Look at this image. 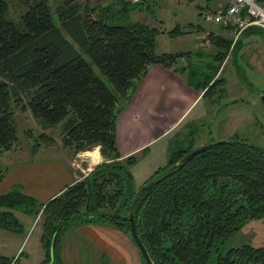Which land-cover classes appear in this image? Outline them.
Masks as SVG:
<instances>
[{
	"label": "trees",
	"instance_id": "1",
	"mask_svg": "<svg viewBox=\"0 0 264 264\" xmlns=\"http://www.w3.org/2000/svg\"><path fill=\"white\" fill-rule=\"evenodd\" d=\"M118 1L120 5L97 7L81 6L76 0L59 4V23L71 42L53 22L48 0H0V155L18 140L13 115L18 107L48 125L62 121L61 141L74 154L99 145L103 156L45 203L19 188L0 193V229L22 231L17 210L40 213L44 257L39 264H57L62 262L61 235L70 224H107L131 238L132 210L137 235L153 264H208L212 257L213 264H264V245L221 249L248 219L264 216V146L233 133L178 164L195 143L193 129L176 133L168 139L172 140L165 164L135 189L137 156L123 157L115 138L117 114L150 65L160 64L183 76L202 100L218 92L212 100L220 101L224 79L218 73L231 40L207 32L209 44L217 49L213 52L158 53L156 36L164 29L132 20L129 13L136 5ZM256 1L264 6V0ZM191 31L175 26L167 34ZM243 33L264 37L257 26ZM31 138L36 141L32 152L41 140L52 141L44 132ZM164 173L168 174L154 181ZM17 259L0 254V264H15Z\"/></svg>",
	"mask_w": 264,
	"mask_h": 264
},
{
	"label": "rangeland",
	"instance_id": "2",
	"mask_svg": "<svg viewBox=\"0 0 264 264\" xmlns=\"http://www.w3.org/2000/svg\"><path fill=\"white\" fill-rule=\"evenodd\" d=\"M64 0H48L50 15L53 22L60 27L65 37L72 42L71 37L66 33L59 23L56 7L62 4ZM81 6H99L109 3L120 5L118 0H76ZM118 1V2H117ZM134 5L129 13L130 18L134 21L147 24L157 29H172L179 26L184 30H192L189 33L175 35L174 37L164 35L156 37L158 49L167 47V45H180L184 50L200 51L206 48V52H213L216 47L209 44L206 32H215L231 40L228 55H226L223 66L218 73L219 77L224 79L222 89L223 96L220 101L213 102L212 98L218 92L212 93L211 101L202 100L196 112V116H189L183 119L179 125L171 131L170 137L177 134H185L189 129L194 130V146L211 142L213 140H224L233 133L245 139L249 143L264 146V37L262 35L245 34L243 31L235 37L225 26L221 24H212L206 22L204 14L207 11L213 12L225 6L228 0H129ZM139 2H141L139 4ZM209 7V9H207ZM192 23L193 25H189ZM200 25L199 29H196ZM240 42V48H233ZM198 44H200L198 46ZM75 48L82 56L89 61V58L75 45ZM205 61V57L202 58ZM90 62V61H89ZM183 62V58H180ZM184 63V62H183ZM94 71L100 78L109 85L107 77L100 73L95 65L91 63ZM217 90V89H216ZM221 102H224L221 104ZM220 104V105H219ZM13 115L16 125L17 142L12 147L0 155V170L3 172L2 184L7 185L5 191L13 188H25L22 181L23 173L29 172L32 164L38 167L49 166L51 161L65 160L76 166L78 171L84 172L87 165L84 164L85 151L95 152L96 145L87 150L74 154L73 150L63 145L61 141L62 121L54 125H48L42 119L34 118L28 110L14 107ZM46 133L52 141H40L36 145L35 151L32 152L33 145L36 143L31 135ZM172 140V139H171ZM168 141V144L171 143ZM153 149L147 151L140 157L136 169L134 170L133 188H139L152 173L149 172V165L145 164V159L153 152ZM100 152V148H99ZM135 154V153H133ZM101 155V152H100ZM102 159L103 156L101 155ZM66 162V163H67ZM73 163L75 165H73ZM148 173V174H147ZM13 174L17 175V181H10ZM20 178H19V177ZM81 178V177H80ZM79 179V178H78ZM0 180V181H1ZM29 187H42L41 183L37 184L36 179H26ZM53 185V183H52ZM51 191L52 188L45 187L43 192ZM23 191V189H22ZM48 191V192H49ZM24 192V191H23ZM25 193V192H24ZM38 201H42L37 198ZM42 203V202H41ZM20 217L18 221L22 224V231L15 233L20 237L21 234H27L26 239H21L22 247L17 255L15 264H39L43 259L42 246L39 236L42 228L40 213L38 214L40 222L36 221L30 228L31 216L21 211H16ZM16 216V215H15ZM77 220V219H75ZM72 222V221H71ZM79 226L80 224L77 223ZM76 225L70 226L61 235V257L62 262L57 264H115L108 260L105 251L98 246H86L87 243L77 234ZM40 227V229H39ZM114 227V226H112ZM30 228V230H28ZM115 228V227H114ZM9 236L4 235L3 238ZM12 240L10 243H14ZM131 243V242H130ZM129 241L128 253L131 264L137 260L136 247ZM243 244L253 246L264 245V216L248 219L238 230L231 236L227 237L221 244V249L226 251L232 247H239ZM6 247L2 246L1 251ZM44 252V250H43ZM140 256V253H139ZM10 257V256H9ZM15 259V258H14ZM141 263L142 259L140 258ZM138 261V260H137ZM208 264H213V257Z\"/></svg>",
	"mask_w": 264,
	"mask_h": 264
},
{
	"label": "crops",
	"instance_id": "3",
	"mask_svg": "<svg viewBox=\"0 0 264 264\" xmlns=\"http://www.w3.org/2000/svg\"><path fill=\"white\" fill-rule=\"evenodd\" d=\"M131 4L133 5V3ZM167 31L168 29L165 28L156 37L171 36L167 34ZM157 46L156 42V51L158 53L185 51L181 49L180 45H167V47L159 49ZM204 50H206L205 47L201 51ZM200 96L201 93L188 85L183 76L160 64L150 65L147 73L139 81L129 101L117 114L115 120V138L119 153L123 157L133 153L137 156V162L133 167V177L140 157L151 149H153V152L145 159V164L150 166L149 172L153 173L158 167L165 164L169 134L183 119L199 114V110L198 112L196 111L201 102ZM85 153L83 158L85 162L83 163L87 166L83 168L84 172L78 171L76 167L69 163V160L68 162L66 160L64 162L51 161V164L46 167H38L34 166V164L32 166L31 164L29 172L22 175V181L25 184V188H22L23 191L36 199L42 200L38 201L37 199L38 202L45 203L48 199L58 194L66 185L86 175L96 164L103 160L98 147H96L95 152L92 151L89 154V151H85ZM10 177V181L19 182L16 174ZM29 178L36 179L37 184L41 183L42 187H29V185H36L33 183L28 184L26 179ZM20 182L17 184H20ZM2 183L1 180L0 193L6 192L5 188L7 185ZM47 186L52 188V190H48L49 192L45 193L42 190ZM14 213L19 219L17 212L15 211ZM35 221L36 225L37 222H40L38 215L31 216L30 228ZM39 226L41 227L40 224ZM77 227V234L87 243L86 246L94 245L100 247L105 251L108 260L113 261L115 264H131L127 242L129 241L131 245L136 246L124 232L107 224H81ZM15 233L17 232L0 229V254L16 258L15 255L18 254L22 247L21 239L25 240L27 234H21L18 238ZM7 234L9 236L3 238ZM12 240H15L14 243H10ZM2 246L6 247L5 251H1ZM135 249L138 260H135V264H142L137 247ZM42 254H44L43 249Z\"/></svg>",
	"mask_w": 264,
	"mask_h": 264
},
{
	"label": "built area",
	"instance_id": "4",
	"mask_svg": "<svg viewBox=\"0 0 264 264\" xmlns=\"http://www.w3.org/2000/svg\"><path fill=\"white\" fill-rule=\"evenodd\" d=\"M204 19L206 22L225 26L237 37L250 26L264 30V6L256 0H228L222 8L207 11Z\"/></svg>",
	"mask_w": 264,
	"mask_h": 264
},
{
	"label": "water",
	"instance_id": "5",
	"mask_svg": "<svg viewBox=\"0 0 264 264\" xmlns=\"http://www.w3.org/2000/svg\"><path fill=\"white\" fill-rule=\"evenodd\" d=\"M223 141H224L223 139L222 140H213L211 142H208V143H205V144H202L200 146L195 147L194 149H192L191 151L186 153L182 158H180V160L178 161V164L185 162L186 160H188L189 158H191L192 156H194L195 154H197L199 152H202V151L209 149L213 144L220 143ZM167 174L168 173H164V174L156 177L154 179V181L165 177ZM128 219H129V223H130L129 224V231H130L131 238H132L135 246L137 247L140 255L142 256L143 261L146 264H153L152 261L150 260L149 256H148V253H147L145 247L143 246L141 240L139 239V237L137 235L136 229L134 227L132 210L129 212Z\"/></svg>",
	"mask_w": 264,
	"mask_h": 264
},
{
	"label": "bare ground",
	"instance_id": "6",
	"mask_svg": "<svg viewBox=\"0 0 264 264\" xmlns=\"http://www.w3.org/2000/svg\"><path fill=\"white\" fill-rule=\"evenodd\" d=\"M90 154V153H89Z\"/></svg>",
	"mask_w": 264,
	"mask_h": 264
}]
</instances>
